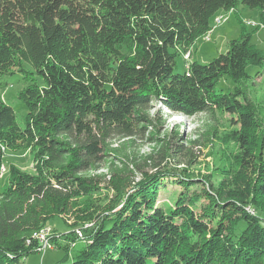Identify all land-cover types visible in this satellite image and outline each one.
Segmentation results:
<instances>
[{
    "label": "trees",
    "instance_id": "16d2710c",
    "mask_svg": "<svg viewBox=\"0 0 264 264\" xmlns=\"http://www.w3.org/2000/svg\"><path fill=\"white\" fill-rule=\"evenodd\" d=\"M241 4L259 8L264 25V0H0V177L6 152L32 149L35 159L33 172L10 165L0 190V264H24L53 218L93 198L99 185L87 174L110 157L113 139L142 134L157 101L231 116L224 141L240 149L232 192L221 202L209 194L196 214L186 182L168 207L157 204L160 178L137 182L120 209L106 206L93 228L78 225L84 245L64 264H264V118L243 89L249 67H264L252 43L259 26L250 32L240 19L226 52L175 71L215 17ZM16 72L28 82L19 94L24 126L1 93L3 76ZM225 77L234 87L218 89ZM170 149L149 156L154 167Z\"/></svg>",
    "mask_w": 264,
    "mask_h": 264
},
{
    "label": "rangeland",
    "instance_id": "374dc122",
    "mask_svg": "<svg viewBox=\"0 0 264 264\" xmlns=\"http://www.w3.org/2000/svg\"><path fill=\"white\" fill-rule=\"evenodd\" d=\"M219 14L226 21L217 23V16L215 17L213 30L209 34L210 40L204 35L194 43L191 49L193 56L190 54L189 62L191 59L209 62L220 53L226 52L230 41L242 34L240 19L247 22V30L250 32H254V27L259 26L253 33L252 43L257 49L264 50V25L261 24L259 8L241 4L236 12L225 11ZM183 53L177 57L176 72H184L186 69L188 58ZM249 71L253 77L243 84V89L257 104L258 112L264 118V67L250 66ZM3 79L9 83L1 91L3 98L14 108L19 123L24 126L27 107L19 94L28 82L23 77V72L5 75ZM234 85L231 78L225 77L217 87L233 88ZM150 114L152 123L143 124L142 134L127 139L116 138L110 142V157L103 162L100 169L87 174L97 179L99 191L93 198L83 200L81 206L53 218L45 227L50 228L56 238L53 241L54 247L45 252L28 254L22 259L24 264H64L71 261L84 245L83 230L78 225L93 228L99 223L101 216L107 213L106 206L114 205L112 212L120 209L122 195L126 198L133 193L137 182L149 181V184L155 178H160L157 204L164 207L172 205L179 194L186 190V182L190 186L189 192L196 198L192 202L196 214H201L210 206L209 194L217 195L221 202L232 192L233 170L237 168L236 156L240 149L238 143L224 141L228 133L236 127L231 124L229 114L216 110L213 114L199 112L188 115L173 111L160 101L151 104ZM168 143L171 147L170 152L168 151L170 156L159 168L154 167L149 156L156 154L161 146ZM12 164L23 171L33 172L34 151L28 149L6 152L3 164L6 170L2 171L0 177V190L8 184L9 166ZM88 210L91 217L89 214L85 217ZM256 210L262 214L259 209ZM69 233L73 237L76 235V243L73 241L69 244Z\"/></svg>",
    "mask_w": 264,
    "mask_h": 264
},
{
    "label": "built area",
    "instance_id": "2783aa9c",
    "mask_svg": "<svg viewBox=\"0 0 264 264\" xmlns=\"http://www.w3.org/2000/svg\"><path fill=\"white\" fill-rule=\"evenodd\" d=\"M189 56H190V54H188L187 67L189 66ZM3 170H6L4 165L2 166V171ZM37 240L40 243V245L37 248V252H45L48 248L54 247L52 230L50 228H48L46 235H44L40 238H37Z\"/></svg>",
    "mask_w": 264,
    "mask_h": 264
},
{
    "label": "bare ground",
    "instance_id": "6f19581e",
    "mask_svg": "<svg viewBox=\"0 0 264 264\" xmlns=\"http://www.w3.org/2000/svg\"><path fill=\"white\" fill-rule=\"evenodd\" d=\"M221 14V13H220ZM219 14V15H220ZM225 20V18L224 17H221V16H218L217 15V23H219V22H222V21H224ZM226 21V20H225ZM212 30H213V28H212ZM211 30V31H212ZM211 31L210 32H208L207 34H205V37L207 38V40H210V33H211ZM188 54H191V50H190V52H187V53H185V58L187 59L188 58ZM189 58H191L190 56H189ZM47 230H48V227H44L38 234H37V238H40V237H42V236H44V235H46V233H47Z\"/></svg>",
    "mask_w": 264,
    "mask_h": 264
}]
</instances>
